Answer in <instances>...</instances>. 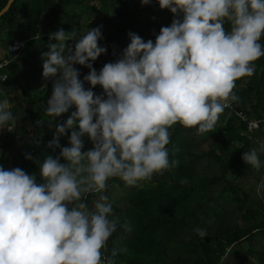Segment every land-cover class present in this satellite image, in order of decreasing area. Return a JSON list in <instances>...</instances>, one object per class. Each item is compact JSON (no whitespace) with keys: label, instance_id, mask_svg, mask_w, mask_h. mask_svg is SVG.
Masks as SVG:
<instances>
[{"label":"clouds","instance_id":"obj_1","mask_svg":"<svg viewBox=\"0 0 264 264\" xmlns=\"http://www.w3.org/2000/svg\"><path fill=\"white\" fill-rule=\"evenodd\" d=\"M157 3L178 18L161 27L154 42L129 32L121 56L99 72L92 62L106 52L98 46L102 25L82 34L62 28L49 34L55 43L42 53V76L52 80V93L44 111L51 121L75 110L57 124L48 147H60L58 137L71 129L69 146L37 161L39 181L19 167L0 166V264H115L117 249L105 255L119 223L104 194L109 181L136 186L175 167L167 147L171 129L212 131L239 99L237 80L255 74V61L264 57V0ZM69 40L74 46L66 45ZM76 64L89 69L83 80ZM97 85L103 95L92 90ZM11 109L0 97V128L15 127ZM85 136L93 145L87 151ZM261 153L264 140L242 160L260 170ZM89 195L97 197L91 206ZM194 231L207 235L203 228Z\"/></svg>","mask_w":264,"mask_h":264},{"label":"trees","instance_id":"obj_2","mask_svg":"<svg viewBox=\"0 0 264 264\" xmlns=\"http://www.w3.org/2000/svg\"><path fill=\"white\" fill-rule=\"evenodd\" d=\"M7 1L0 0V10ZM175 18L157 0L148 5L141 0H14L0 16V58H8L12 41L21 39L24 45L6 65L7 80L0 83V97L9 99L17 118L15 127L5 128L0 138V166L19 167L36 174L39 181L37 161L46 155L56 157L69 146L71 129L58 137L60 147H48L57 124L75 110L51 121L44 111L52 93V80L42 76V53L55 43L49 40L50 33L62 28L82 34L102 25L98 46L106 52L92 62L99 72L121 56L130 43L129 32L154 42L160 28ZM255 66L252 77L236 82L239 99L232 107L237 113L225 109L216 127L205 134L179 124L171 129L167 147L170 160L178 161L175 167L136 186H126L118 178L109 181L104 194L119 223L105 255L117 249L115 264H264V187H259L264 185V167L256 170L242 160L244 152L264 140V57ZM74 67L83 80L89 69ZM84 87H89L86 81ZM92 90L103 95L99 85ZM242 115L257 121L258 127L245 132ZM83 139L82 150H90L92 143L87 136ZM260 159L264 161V153ZM96 198L88 196L90 206ZM126 223L130 231L121 226ZM196 228L205 229L207 235L199 237Z\"/></svg>","mask_w":264,"mask_h":264},{"label":"built area","instance_id":"obj_3","mask_svg":"<svg viewBox=\"0 0 264 264\" xmlns=\"http://www.w3.org/2000/svg\"><path fill=\"white\" fill-rule=\"evenodd\" d=\"M18 45H24V41L21 39H16L14 41H12L8 47H7V55L8 58H0V83L4 82L7 80L3 79L4 77H7V73L5 71V67L6 65H8L15 57H17V55L20 53L22 46H18ZM227 109H231V113H237V111L235 110L234 107H229ZM241 115V114H239ZM242 121L244 122V124H246V131L245 132H252L255 128L258 127V122L255 120H249L248 117H246L245 115H242Z\"/></svg>","mask_w":264,"mask_h":264},{"label":"water","instance_id":"obj_4","mask_svg":"<svg viewBox=\"0 0 264 264\" xmlns=\"http://www.w3.org/2000/svg\"><path fill=\"white\" fill-rule=\"evenodd\" d=\"M14 0H8L6 5L0 10V16H2L11 6Z\"/></svg>","mask_w":264,"mask_h":264},{"label":"rangeland","instance_id":"obj_5","mask_svg":"<svg viewBox=\"0 0 264 264\" xmlns=\"http://www.w3.org/2000/svg\"><path fill=\"white\" fill-rule=\"evenodd\" d=\"M160 14L163 17L166 16L165 11H163V10L160 11ZM47 127H48V124L45 125V128H47ZM5 131H6L5 128H0V138L3 136V134L5 133Z\"/></svg>","mask_w":264,"mask_h":264}]
</instances>
